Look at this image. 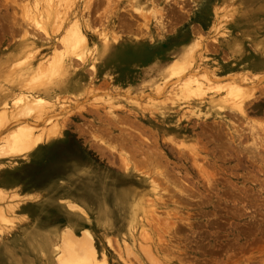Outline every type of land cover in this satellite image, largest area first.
Returning <instances> with one entry per match:
<instances>
[{
	"label": "rangeland",
	"instance_id": "rangeland-1",
	"mask_svg": "<svg viewBox=\"0 0 264 264\" xmlns=\"http://www.w3.org/2000/svg\"><path fill=\"white\" fill-rule=\"evenodd\" d=\"M140 1L141 15L136 0H57L60 16L45 33L26 19L33 2L0 0V99L8 104L0 147L26 121L35 134L58 128L24 157L0 156V264H56L65 229L89 231L109 264L264 263V0ZM160 17L173 31L161 33ZM194 27L203 45L192 73L212 75L216 86L174 96L179 79L164 84L145 65L156 54L170 61L166 47L192 41ZM74 31L85 41L81 57L70 47ZM225 31L239 44L234 53L219 44ZM56 60L62 69L51 75ZM42 71L31 91L27 80ZM241 75L238 94L221 90ZM24 97L45 102L19 119L12 105ZM149 179L162 201L154 218Z\"/></svg>",
	"mask_w": 264,
	"mask_h": 264
},
{
	"label": "bare ground",
	"instance_id": "bare-ground-1",
	"mask_svg": "<svg viewBox=\"0 0 264 264\" xmlns=\"http://www.w3.org/2000/svg\"><path fill=\"white\" fill-rule=\"evenodd\" d=\"M23 1V0H22ZM25 3L27 2V0H24ZM43 1V0H42ZM42 1H40L42 3ZM59 2L62 0H58ZM92 1V0H91ZM170 1V0H167ZM195 1V0H194ZM30 4L31 2H33L35 5L34 10L31 11V7L30 5V11L28 10L25 14V16H27V21H29V23L33 26V28H37L41 29L42 31H44L45 33L47 32L48 27H50L51 22L55 21L59 16V11L58 8H60L61 4L59 5V3L57 2V0H45L42 7H40L39 4V0H29ZM172 2V1H171ZM170 2V3H171ZM185 2V0H184ZM191 2V1H190ZM21 3V2H20ZM55 3L59 5V7L55 6ZM61 3V2H60ZM64 5V1L62 2ZM97 3V2H96ZM27 4V3H26ZM24 5V4H23ZM67 5V4H66ZM142 3L140 0H136V5L134 7V11L137 12L139 15H141V11H143V9L145 7H141ZM175 5V4H174ZM25 7V6H24ZM22 7V8H24ZM28 7V6H27ZM64 7V6H63ZM29 8V7H28ZM62 8V7H61ZM174 8V7H173ZM3 9V8H2ZM26 9V8H25ZM65 9V8H64ZM162 9V8H161ZM186 9V8H185ZM27 10V9H26ZM146 10V9H145ZM170 10V9H169ZM173 10V9H171ZM180 10V9H179ZM168 11V9H167ZM176 11V9H175ZM178 11V10H177ZM181 11V10H180ZM189 11V10H188ZM188 11L186 13H188ZM22 12V11H20ZM63 12V8L62 11ZM60 12V13H61ZM163 12V13H162ZM174 12V10H173ZM183 13V12H182ZM133 14V13H132ZM160 16H165V15H161V14H165L163 10H160ZM172 14V13H171ZM176 14V13H175ZM181 14V13H180ZM155 15V13H154ZM187 15V14H186ZM24 16V14H23ZM143 16V15H142ZM146 16V15H144ZM157 16V15H156ZM182 16V14H181ZM147 17V16H146ZM149 17V15H148ZM174 17V16H173ZM183 17V16H182ZM185 17V15H184ZM24 18V17H23ZM167 18V17H166ZM175 18V17H174ZM176 18L178 19L179 17L176 16ZM60 19V18H59ZM158 19V17H157ZM156 19V20H157ZM164 19V17H160L159 20H157L159 23V28L161 31V33H166L168 31L171 32V30L173 31V26L170 25V21L169 20H165V22H162V20ZM172 19V17H171ZM175 19L178 24V20ZM90 21V20H89ZM174 21V19H173ZM182 21V20H181ZM93 22V21H92ZM95 22V21H94ZM103 22V21H102ZM170 22V23H169ZM28 23V22H27ZM54 24V23H53ZM174 24V22H173ZM176 25V24H175ZM174 25V26H175ZM91 26V25H90ZM94 26V25H93ZM99 26V25H98ZM147 26V25H146ZM28 27V26H27ZM155 27V26H154ZM157 27V26H156ZM94 28V27H93ZM195 28V27H194ZM193 29V28H192ZM218 29V28H216ZM77 30V29H76ZM138 30V28H137ZM142 30V29H141ZM195 28L192 31V34H195V38L190 41V42H184L183 40L180 41V39H177L176 41L170 42L169 45L166 47V54L171 56V60L167 61V62H163L160 63V58H158L157 54L153 56L152 59H148L149 62L146 63L145 67H147V73L150 71H155V73L157 75H159L162 79V81H164V84H166L165 82L167 81H171L173 79H179L178 84L176 85V91L174 92L175 95L174 96H178V95H188V94H195V95H203L207 90L211 91L214 90L216 84L212 82L211 80V76H203L201 77L200 75H197L195 73H192L194 71V63H195V56L198 52V50L200 49V44L203 41L202 38H200V34L198 32V30ZM215 30V29H214ZM40 31V30H39ZM217 31V30H215ZM26 33V31H25ZM41 33V32H40ZM82 33V32H81ZM142 33V32H141ZM39 34V32H38ZM43 34V33H41ZM136 34V33H135ZM140 34V32L138 33ZM145 34V32H144ZM73 35V41L71 42L70 47L72 48L73 54L75 55H79L81 54V52L79 53V49H81L82 47L85 46V41L81 38V35L79 33H75ZM219 35V34H218ZM186 36V35H185ZM217 36V35H216ZM161 37V36H160ZM193 37V35H192ZM191 37V38H192ZM35 38V37H34ZM172 38V37H171ZM115 39V37L113 38ZM174 40V38H172ZM185 39V38H184ZM213 40V38H212ZM115 42H117V40H114ZM215 41V40H213ZM69 42V44H70ZM214 44V43H213ZM219 44L223 47H226L229 51V53H234L235 51L238 50L239 48V44L236 43L235 41H233L230 37V35H228L225 32L220 33V39H219ZM149 45V44H148ZM203 45V44H201ZM107 46V41L106 43L103 45V48ZM102 47V46H101ZM100 47V48H101ZM164 47V46H163ZM27 51V50H26ZM103 52V49L101 48V50H99L98 52ZM258 51V49H257ZM231 55V54H230ZM236 56V55H235ZM138 57V56H137ZM238 57V56H237ZM200 58V57H199ZM139 59V57H138ZM141 60V59H140ZM199 60V59H198ZM23 62V61H22ZM15 66V65H14ZM61 63L60 61L56 60L55 64L52 68H49V72L52 70L51 75L56 72L57 70H59L61 68ZM199 66V65H198ZM62 69V68H61ZM196 69V67H195ZM62 71V70H61ZM37 73V72H36ZM48 73V71H47ZM46 72H41V74H39V77L36 76H30V78L27 80L26 84L28 85V88H30L31 91H37L38 89H40L41 86V82L43 80V78L47 77ZM58 73V72H57ZM249 73V72H248ZM203 74V73H202ZM240 76V75H239ZM242 76V75H241ZM248 75H244L242 77H240V79H238V82L240 83H232V84H227L226 86L223 85L222 88L228 90V93L230 95L233 94H238L240 92L239 89H244L246 87L245 85V78ZM252 76V75H251ZM239 78V77H238ZM160 79V78H159ZM175 80V81H176ZM237 81V80H236ZM24 84V83H23ZM172 84V83H171ZM234 84V85H233ZM173 86V84H172ZM218 86L216 89H218ZM153 88L155 91L160 92L163 90L161 89V84L160 83H153ZM220 89V88H219ZM174 91V90H173ZM173 91H171L173 93ZM169 92V91H168ZM167 92V93H168ZM216 92V91H215ZM244 92V90H243ZM173 93V94H174ZM162 94V93H161ZM169 94H171L169 92ZM194 95V96H195ZM26 96V95H25ZM190 97V96H189ZM235 97V96H234ZM20 100H14L15 103L13 104L12 102V106L15 109H19V113L17 115H19V119H24V117L26 115H29L30 113H34L36 112L41 106H42V102H45L44 99L42 98H33V99H26L24 98H19ZM167 99L169 100L168 96ZM171 100V99H170ZM17 101V102H16ZM8 104L6 103L5 100H1L0 99V125L3 123H6L8 121V114L6 112ZM12 107V108H13ZM11 109V108H10ZM218 109H220L218 107ZM13 110V109H12ZM15 112V111H14ZM244 113V112H243ZM23 122H25V120H23ZM25 125H20L18 126L15 130L11 131L10 134H8L6 136L5 139V144L3 146L0 147V156H21L24 157L26 155H28L29 153H31L32 151L38 149L40 146H42L43 143L46 142H50L53 138H55V136L57 135V125H53V127H49L45 132H41V133H36L34 132V127L30 125V123L28 124L27 121L26 123H24ZM54 140V139H53ZM165 141V140H164ZM52 142V141H51ZM175 143V142H174ZM104 147V146H103ZM113 147V146H112ZM107 148V147H106ZM154 149V148H153ZM156 150V149H155ZM154 150V152H155ZM160 151V150H159ZM177 151V150H176ZM122 153V151H121ZM147 153V152H146ZM151 153V152H150ZM157 154V152H155ZM161 153V152H160ZM185 153V152H184ZM152 154V153H151ZM159 155V153L157 154ZM160 154V157L161 158ZM184 155V154H183ZM188 155V154H187ZM256 155V153L254 154ZM156 156V155H155ZM151 157V156H150ZM167 157V156H166ZM154 161H155V157ZM257 159V157H255ZM122 160V159H121ZM147 161V160H146ZM169 161V160H168ZM193 162V161H192ZM128 163V162H127ZM125 164V168H128V164ZM145 163V162H144ZM157 163V162H156ZM143 164V163H142ZM195 164V163H194ZM124 165V164H123ZM147 165V163H146ZM159 166V165H158ZM246 166V165H245ZM147 168V167H146ZM196 168V167H195ZM155 169V168H154ZM158 170V168H157ZM165 170V169H164ZM166 171V170H165ZM160 173L161 175H163V172ZM196 171V170H195ZM207 171V170H206ZM204 172V171H202ZM217 172V171H216ZM157 173V172H156ZM214 173V172H213ZM160 174H157V176H160ZM198 174V173H197ZM205 174V173H204ZM217 174V173H216ZM156 175V174H155ZM156 176V178H157ZM201 176V175H200ZM209 177V176H207ZM211 177V176H210ZM214 177V176H213ZM212 177V178H213ZM160 178V177H159ZM216 178V177H215ZM214 178V179H215ZM253 178V177H252ZM167 179V178H165ZM150 180V190L151 193L148 195V197L145 199L146 202V206L148 208L147 211V215L151 216L154 218V216L159 212H157L156 208L158 206V201H161V198L156 191H157V187H155V185H157L156 181H154L153 179H149ZM162 180V179H161ZM164 181V180H163ZM182 182V181H181ZM197 182V181H196ZM204 182V181H203ZM162 184V183H161ZM160 184V185H161ZM166 184V183H165ZM164 184V185H165ZM210 184V183H209ZM232 184V183H231ZM163 185V184H162ZM146 186V185H145ZM158 186V185H157ZM174 186V185H173ZM205 186V185H204ZM184 187V186H183ZM188 187V186H187ZM206 187V186H205ZM210 187V186H209ZM213 187V186H212ZM177 188V187H176ZM185 188V187H184ZM208 188V187H207ZM173 189V188H172ZM211 189V188H210ZM209 189V190H210ZM168 191V190H167ZM192 191V190H191ZM170 192V191H169ZM195 192V191H194ZM187 193V192H186ZM190 193V192H189ZM193 193V192H192ZM210 193V192H209ZM144 194V193H143ZM146 194V193H145ZM185 194V193H184ZM233 194V193H232ZM191 195V193H190ZM189 195V196H190ZM140 196V195H139ZM138 196V197H139ZM142 196V195H141ZM163 196V195H162ZM166 196V195H165ZM179 196V195H178ZM187 196V195H186ZM199 196V195H198ZM177 197V196H174ZM252 197V196H251ZM170 199V197H169ZM174 199V198H173ZM132 200V199H131ZM200 200V199H199ZM128 201V200H126ZM169 201V200H168ZM167 201V202H168ZM174 201V200H173ZM176 201V200H175ZM186 201V200H185ZM188 201V200H187ZM137 202V201H136ZM162 202V201H161ZM127 203V202H126ZM135 203V202H134ZM139 203V202H138ZM181 203H184L181 201ZM186 203V202H185ZM190 203V202H189ZM180 204V203H179ZM191 204V203H190ZM200 204V203H199ZM137 205V204H136ZM70 206L71 205H67ZM75 206V205H74ZM74 206L72 205L71 208H74ZM126 206V205H125ZM134 206V205H133ZM181 206V205H180ZM196 206V205H195ZM198 206V205H197ZM68 207V208H70ZM77 207V206H76ZM75 207V208H76ZM135 208V206H134ZM78 210V208H76ZM188 209V208H187ZM132 210V208H131ZM139 210V209H138ZM133 211V210H132ZM258 211V210H257ZM166 218H169V214L165 213ZM188 215V214H187ZM194 215V214H193ZM192 216V215H191ZM6 216H4L3 213L0 212V219L1 220H6L5 219ZM186 217V216H185ZM241 217V216H240ZM253 219V218H252ZM147 220V219H146ZM145 220V221H146ZM167 220V219H166ZM141 221V220H140ZM158 221V220H157ZM249 221V219H248ZM253 221V220H252ZM151 223V222H150ZM192 223V222H191ZM250 223V222H249ZM255 223V222H254ZM149 224V223H148ZM175 226V224H174ZM178 226V225H177ZM209 226V225H208ZM165 227V226H164ZM184 227V226H183ZM256 227V226H255ZM261 227V226H260ZM176 228V227H175ZM1 229V228H0ZM178 229V228H177ZM238 229V228H237ZM242 229V228H241ZM179 230V229H178ZM142 231V230H141ZM182 231V230H181ZM139 232V231H138ZM173 232V231H172ZM53 233V232H52ZM144 233V232H143ZM258 233H260L258 231ZM0 234H2L0 232ZM141 234V233H138ZM146 234V232H145ZM247 234V233H246ZM264 234V233H263ZM142 235V234H141ZM140 238L144 236V234L141 236ZM147 235V234H146ZM254 235V234H253ZM139 238V239H140ZM146 238V237H145ZM163 240V239H162ZM178 241V240H177ZM57 242V241H56ZM252 242V241H251ZM251 244V243H250ZM250 246V245H249ZM255 246V245H254ZM54 251L57 253V258H56V264H109L107 257L104 253H98L95 246H94V242L92 239V234L89 231H86V233H84L81 236H77L74 233H71L69 230H63L60 232V238H59V242L54 244ZM170 247V246H169ZM145 248V247H144ZM142 247V249H144ZM260 248V247H259ZM141 249V250H142ZM146 249V248H145ZM144 249V250H145ZM143 251V250H142ZM263 251V250H262ZM145 252H147V250H145ZM54 253V252H53ZM150 253V252H149ZM182 254V253H181ZM247 254V253H246ZM119 255V254H118ZM185 256V255H184ZM226 256V255H225ZM261 257V256H260ZM264 259V258H263ZM134 260V259H133ZM158 260V259H157ZM234 260V259H233ZM154 261V260H153ZM236 263V262H235ZM264 264V263H263Z\"/></svg>",
	"mask_w": 264,
	"mask_h": 264
}]
</instances>
